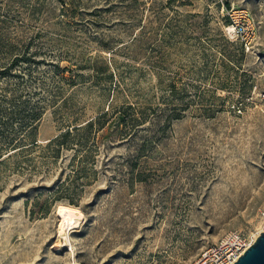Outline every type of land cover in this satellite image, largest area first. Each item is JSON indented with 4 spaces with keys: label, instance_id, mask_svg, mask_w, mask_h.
Wrapping results in <instances>:
<instances>
[{
    "label": "rangeland",
    "instance_id": "374dc122",
    "mask_svg": "<svg viewBox=\"0 0 264 264\" xmlns=\"http://www.w3.org/2000/svg\"><path fill=\"white\" fill-rule=\"evenodd\" d=\"M232 5L260 52L214 0H0V263L70 264L60 206L83 214L80 264H194L259 238L264 0Z\"/></svg>",
    "mask_w": 264,
    "mask_h": 264
},
{
    "label": "built area",
    "instance_id": "2783aa9c",
    "mask_svg": "<svg viewBox=\"0 0 264 264\" xmlns=\"http://www.w3.org/2000/svg\"><path fill=\"white\" fill-rule=\"evenodd\" d=\"M214 1L222 6L227 19L226 35L238 41L246 53L260 52V23L255 14L245 7H228L229 0ZM254 243V238L241 232H232L208 247L194 264H235Z\"/></svg>",
    "mask_w": 264,
    "mask_h": 264
},
{
    "label": "bare ground",
    "instance_id": "6f19581e",
    "mask_svg": "<svg viewBox=\"0 0 264 264\" xmlns=\"http://www.w3.org/2000/svg\"><path fill=\"white\" fill-rule=\"evenodd\" d=\"M58 208V215L60 217V236L65 240V243L62 245H69L71 248L70 252L73 256V260L70 261V264H80L76 259L74 246L69 235L81 227L84 220L83 214L81 211L73 207L60 206ZM254 239L256 241L257 237Z\"/></svg>",
    "mask_w": 264,
    "mask_h": 264
},
{
    "label": "trees",
    "instance_id": "16d2710c",
    "mask_svg": "<svg viewBox=\"0 0 264 264\" xmlns=\"http://www.w3.org/2000/svg\"><path fill=\"white\" fill-rule=\"evenodd\" d=\"M243 51H244V49H243ZM27 114H29V113H27ZM31 116L32 117L30 118V121H28L27 123H24V125L21 124L22 131H25V130L27 131L28 129H31V130L34 129V124L37 123V121L40 119L38 114L32 113ZM96 123L97 122H95V121H91L87 125L82 126V127H78V128H74L73 130H76L77 132L78 131L80 132L83 130H85V131L91 130L95 126ZM73 133H74L73 131L68 130L66 133H64V134L60 135L59 137H57L56 139L52 140L51 145L58 144V146H60V147L61 146L66 147V146L71 145V143H69V138L73 136Z\"/></svg>",
    "mask_w": 264,
    "mask_h": 264
},
{
    "label": "water",
    "instance_id": "95a60500",
    "mask_svg": "<svg viewBox=\"0 0 264 264\" xmlns=\"http://www.w3.org/2000/svg\"><path fill=\"white\" fill-rule=\"evenodd\" d=\"M235 264H264V231Z\"/></svg>",
    "mask_w": 264,
    "mask_h": 264
}]
</instances>
